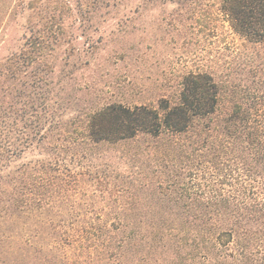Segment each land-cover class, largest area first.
Returning <instances> with one entry per match:
<instances>
[{"label": "trees", "instance_id": "trees-1", "mask_svg": "<svg viewBox=\"0 0 264 264\" xmlns=\"http://www.w3.org/2000/svg\"><path fill=\"white\" fill-rule=\"evenodd\" d=\"M218 6L244 41L264 44V0H218ZM55 48L50 33L41 32L0 58L3 219L60 214L64 203L75 210L74 198L88 195L83 184L104 164L97 150L142 140L154 152L157 179L129 180L135 172L120 155L123 184L94 185L91 192L100 191L103 214L113 219L78 220L69 233L75 244L86 247L90 233V246L102 247L108 260L122 258L129 246L149 253L264 242V75L256 77V59L248 68L251 84L234 75L246 69L239 64L224 77L190 72L178 96L162 97L157 106L111 103L68 117L71 106L53 87ZM26 151L36 156L13 166Z\"/></svg>", "mask_w": 264, "mask_h": 264}, {"label": "rangeland", "instance_id": "rangeland-1", "mask_svg": "<svg viewBox=\"0 0 264 264\" xmlns=\"http://www.w3.org/2000/svg\"><path fill=\"white\" fill-rule=\"evenodd\" d=\"M188 1L182 6L178 0H0V58L31 35L50 33L56 43L50 57L53 87L69 102L68 117L111 103L157 106L162 97L178 96L190 72L224 77L239 64L246 69L234 75L251 84L255 77L248 68L256 59L261 67L256 77L264 75V44L255 47L236 34L218 0ZM96 155L104 164L96 178L83 184L88 195L74 198L75 210L64 203L60 214L52 210L13 221L3 219L0 203V264H264V242L254 238L221 241L210 250L156 248L148 253L129 246L122 258L108 260L102 247L90 246V233H84L86 247L78 246L69 235L74 225L104 211L100 191L91 193L94 185L125 180L119 176L120 155L135 172L129 180L157 179L155 155L146 141L106 145ZM35 156L36 151H26L13 166ZM142 167L143 174L138 172Z\"/></svg>", "mask_w": 264, "mask_h": 264}]
</instances>
